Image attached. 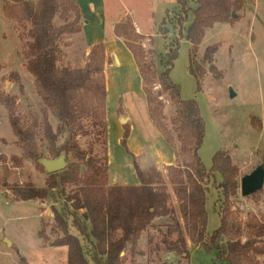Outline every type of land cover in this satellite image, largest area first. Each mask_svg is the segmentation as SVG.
I'll return each mask as SVG.
<instances>
[{"label": "rangeland", "instance_id": "rangeland-1", "mask_svg": "<svg viewBox=\"0 0 264 264\" xmlns=\"http://www.w3.org/2000/svg\"><path fill=\"white\" fill-rule=\"evenodd\" d=\"M78 3L82 4L88 14L87 18L92 22L88 27L92 30V37L103 36L104 30L107 29V39L118 38L114 35V26L131 18L136 30L144 35L137 43L143 48L144 62L151 64L157 75L165 68L169 46L173 45L177 38L180 39L178 57L174 61L170 78L180 85L183 100H196L199 105L205 120V136L199 154L206 168L211 169L213 157L220 150L227 151L233 163L239 167L240 186L237 197L233 198L231 219L235 228H242L245 241L249 237L246 227L248 221L258 219L264 223V187L259 191V201L252 195L241 194V178L264 163V0H243L242 7L235 12L237 17L207 28L201 44L196 49L186 35H179L180 23L177 16L180 11L177 0H102L103 7L100 0H78ZM98 3L100 8L96 10L95 4ZM3 5V0H0V264H67L68 246L58 243L65 233L57 227L54 215L55 209L62 210L65 197L24 201L15 195L18 187L28 183L37 187L46 185L50 173L45 168H39L35 160L25 156L17 142L6 102L12 103L14 114L24 126L33 125L39 130L44 119H47L53 129H56L58 118L51 108L46 106L36 78L28 68L27 44L31 41L28 36L30 24L9 18ZM190 7L195 8L196 4L190 2ZM103 9L107 11L105 18L103 17L104 22ZM193 17L191 10L184 23L186 29ZM73 18V15L68 19L58 15L55 24L60 26L71 22ZM84 23L83 17L82 30L65 35L60 42L57 62L60 68L85 66L92 46L87 43ZM214 45L218 49L214 61L216 69L212 70L211 64L203 59L206 49ZM130 55L133 56L131 51L127 55L120 52L122 63L110 68L115 65V60L117 63L119 61L117 56L114 58L106 50V85L109 71L106 140L110 184H140L134 167V155L137 154L131 147L143 146L144 151L138 155V161L143 167L155 164L162 170L165 165L150 157V147L153 150L159 149L166 158L171 157L174 152V164L177 163L176 150L180 148L178 141L175 142V147L171 146L150 118L143 82L134 58ZM191 63L199 75V67L205 72L200 90L197 77L190 71ZM107 67L110 70H107ZM152 85L155 93L162 89L157 81ZM160 99L163 100L167 116L165 124L175 136L170 118L176 113V105L166 93ZM120 106L122 114L118 113ZM112 110L114 118L108 121V114L112 113ZM127 124L133 125L134 128L130 132L131 146L130 135L126 139V145L122 143L123 137L119 139L120 135L124 136V126ZM257 124L261 126L259 129ZM43 139L42 136L37 140L39 151L43 152L45 157L51 158L47 143ZM103 141L105 136L98 134L80 138L83 148L93 146L95 153L101 156ZM182 160H187V157L182 156L179 161ZM216 179L221 182L222 176L216 173ZM210 183L206 204L208 233L220 226L221 218L217 210L222 199L220 190ZM72 189L68 187L67 192ZM169 191L172 194L171 203L178 208L171 185ZM82 211H79V214ZM68 220L69 233L78 236L86 258L91 262L92 245L73 226L71 216H68ZM169 222L171 220L168 217L158 219L154 228L149 227L144 231L139 241L143 255L133 257L130 252H125V264L178 261L177 256L163 250H159L157 254H149L148 250L149 237L154 239L153 247L156 243L161 244L165 226ZM258 240L257 245L264 250V237ZM189 248L190 264H223L218 260L215 250L209 251L195 243ZM243 264H264V251L253 254L252 258L245 260Z\"/></svg>", "mask_w": 264, "mask_h": 264}, {"label": "trees", "instance_id": "trees-1", "mask_svg": "<svg viewBox=\"0 0 264 264\" xmlns=\"http://www.w3.org/2000/svg\"><path fill=\"white\" fill-rule=\"evenodd\" d=\"M6 15L14 21L28 22L30 28L27 56L28 68L35 76L37 86L43 95L46 106L51 108L58 118L56 129L44 119L43 126L37 130L33 125L24 126L14 114L10 101L6 102L10 121L18 144L26 157L44 166L39 160L45 157L39 151L38 138L44 137L51 158L65 152L68 157L66 169L50 173L46 185L37 187L28 183L15 190L17 198L27 200H47L65 197L61 211L55 209V220L65 236L58 242L68 246L67 264H125L130 252L133 257L143 255L139 241L144 231L155 227L156 218H170L163 232L161 244L148 239L149 254L159 250L178 257V261L161 260L156 264H190L189 241L201 245L209 251L215 250L217 258L223 264H243L252 255L263 253L257 245L264 237V223L258 219L247 222L249 237L243 241L241 227L232 224L233 198L239 190V167L225 150L218 151L213 157L211 169L204 165L199 150L205 136V120L196 100H183L181 87L175 84L170 73L178 57L180 39L169 46L164 70L159 75L143 58V48L138 43L144 38L129 18L114 26V35L121 38L132 52L137 64L148 104L149 116L162 132L168 143L175 147L177 163L165 165L164 170L152 164L143 167L134 155V167L139 185L110 184L109 157L107 151V85L105 68L107 63L106 46L103 40L96 42L90 49L87 62L83 67L60 68L57 64L60 42L67 34L82 30L83 19L78 0H3ZM190 2L196 4L190 7ZM180 23L179 35L185 36L194 49L204 38L205 30L218 22H229L237 17L235 12L242 7L243 0H177ZM192 10L193 20L188 28L185 21ZM70 18L69 23L57 26V16ZM185 30V31H184ZM218 47L206 49L204 61L216 69L215 53ZM190 71L198 79L205 72L199 67V75L190 64ZM221 73V72H220ZM219 74V73H218ZM220 75V74H219ZM162 89L153 91L154 82ZM168 94L176 105V113L170 122L175 136L165 124L164 103L160 97ZM118 113L122 114L121 106ZM259 129L261 126L256 125ZM98 134L105 136L103 155H98L94 147L83 148L82 136ZM130 135V125L124 126L122 143ZM182 156L187 160L179 161ZM216 173L222 176L217 182ZM215 185L222 195L218 207L220 226L212 233L207 232L208 213L206 204L209 197V185ZM217 182V183H216ZM176 196L178 208L171 203L172 194ZM72 187L71 192H67ZM260 200L259 191L252 195ZM79 214V211H81ZM68 216L73 218V226L93 247L91 262L86 258L83 245L78 236L69 233ZM81 216V217H80Z\"/></svg>", "mask_w": 264, "mask_h": 264}, {"label": "crops", "instance_id": "crops-1", "mask_svg": "<svg viewBox=\"0 0 264 264\" xmlns=\"http://www.w3.org/2000/svg\"><path fill=\"white\" fill-rule=\"evenodd\" d=\"M101 1V4H102V6L101 7H103V3H102V0H100ZM91 4V6H94L93 5V3H90ZM100 3H98V4H95V5H97V7H96V10H99V8H100V5H99ZM79 5H80V8H81V12H82V16L84 17V19H85V25H84V27H85V31H86V33H87V43H88V45L89 46H93L98 40H103L104 42H105V46H106V50H107V53L109 54V53H111V55L115 58V56H117V58H118V61H119V63H117V60H115V65H111L110 66V68L111 67H117L118 65H120L121 63H122V59H121V57H120V52H123V53H125L126 55L129 53V51L130 50H128L129 48L125 45V43H124V41L121 39V38H112V39H107L106 38V31H107V29H105L104 31H105V34L103 35V36H94V37H92V34H91V28H89L88 29V27H90V25H91V21L87 18V16H88V14H87V12L85 11V9H84V7L82 6V4L81 3H79ZM90 6V5H89ZM94 10V7H92V12H94L93 11ZM107 13V11H105V9H103V15H102V19H103V22H104V18H105V16H104V14H106ZM104 17V18H103ZM103 26H104V28H105V24H103ZM131 56V55H130ZM132 58H134V56H131ZM134 60V62H135V59H133ZM135 64H136V62H135ZM136 66H137V64H136ZM109 69V67H107V70ZM137 69H138V67H137ZM110 70V69H109ZM109 72V71H108ZM107 72V93H108V89H109V73ZM107 97H108V94H107ZM125 111H126V109H125ZM113 119L114 118V111L112 110V113H110V114H108V121H109V119ZM134 128H133V125L132 126H130V132L133 130ZM157 129V128H156ZM158 130V129H157ZM123 136L122 135H120V137H119V139H121ZM167 142V141H166ZM129 144H130V146H131V144H132V138H131V135H130V138H129ZM132 148V150L133 151H135L136 152V154H137V156L138 155H140L143 151H144V149H143V146L142 145H139L138 147H136V148H134V147H131ZM151 148V151L149 152V155H150V157L153 159V160H155V161H157L158 163H162V164H164V165H171V164H174L175 163V161H176V157H175V154H174V152H173V155L171 156V157H164L163 156V154L161 153V151L159 150V149H155V150H153L152 149V147H150ZM113 182H115V181H113ZM136 185H138V184H136ZM157 220L158 219H161V218H156ZM155 219V221H154V223H156L157 222V220ZM194 243L193 242H191V241H189V247H190V245H193ZM196 244V243H195Z\"/></svg>", "mask_w": 264, "mask_h": 264}, {"label": "water", "instance_id": "water-1", "mask_svg": "<svg viewBox=\"0 0 264 264\" xmlns=\"http://www.w3.org/2000/svg\"><path fill=\"white\" fill-rule=\"evenodd\" d=\"M68 156L62 152L55 158L43 157L39 162L44 166L48 173H54L66 169ZM264 187V163L258 165L251 173L241 178V194L251 196L262 190Z\"/></svg>", "mask_w": 264, "mask_h": 264}]
</instances>
